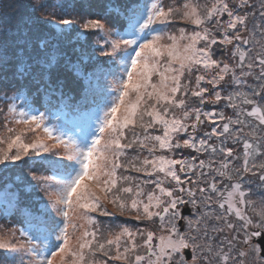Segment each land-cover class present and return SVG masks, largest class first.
<instances>
[{
	"label": "snow or ice",
	"instance_id": "snow-or-ice-1",
	"mask_svg": "<svg viewBox=\"0 0 264 264\" xmlns=\"http://www.w3.org/2000/svg\"><path fill=\"white\" fill-rule=\"evenodd\" d=\"M27 7L0 20V171L46 198L5 185L0 264H264V0ZM109 203L145 226L105 235Z\"/></svg>",
	"mask_w": 264,
	"mask_h": 264
},
{
	"label": "trees",
	"instance_id": "trees-1",
	"mask_svg": "<svg viewBox=\"0 0 264 264\" xmlns=\"http://www.w3.org/2000/svg\"><path fill=\"white\" fill-rule=\"evenodd\" d=\"M88 2L93 5L102 6L103 4L107 3V0H88ZM184 2L185 0H165L166 5H174L177 7ZM199 2L203 4L206 2V0H199ZM28 3L29 0H2V2H0V10H2V15H0V20L6 23H15L21 18V16H24L28 13L29 11L27 7ZM96 10L99 11L101 10V8L97 7ZM184 26H185L184 22L177 21V23L173 27L165 29V31L169 33L176 32L178 28ZM167 42H168L167 40L163 41V43H167ZM110 83L112 84V81ZM101 85L103 88H105V79L101 81ZM112 95L113 97H115L116 95L114 89L112 91ZM21 99L24 102L23 98ZM39 100L40 97L37 98V101ZM57 113L62 114L58 111ZM70 125H71V121H70ZM4 134H6V130L2 126H0V135H4ZM38 134L40 138H45L44 133L42 131H38ZM34 139H36V137L29 134L25 138V142L26 143L32 142ZM48 142L50 144L52 143L51 141ZM3 147H6V145L0 144V148ZM61 151L63 150L61 149ZM185 154H188L187 150L185 151ZM22 167H24L25 169L27 168L26 165ZM0 168H2V166H0ZM118 174L120 175L123 173L118 172ZM38 175L53 177L54 173L48 170H43L42 172H39ZM132 175L139 176L142 174L132 173ZM16 176H17V171L15 169H12L7 173L0 171V193H2L5 190V185H7V187L11 189V191L20 193L21 199L24 203H32L37 196H45L46 198V194L42 190L43 185H41L40 189H38L36 192H24L21 190L22 186L20 182L16 179ZM111 211L117 212V216L116 217H104L100 215L98 216L100 222L99 228L105 233V235L108 234L109 230L119 231V228L123 226L132 229L145 226L143 222H137L134 220L133 217L135 216V213H126L123 216H121L119 215L118 210L114 206L112 207ZM5 213H11L12 215L8 219H5L4 218ZM20 220L21 217L19 214V209L18 207L15 206V201H13L11 197L4 198L3 196H0V229L7 230L12 226L21 227L22 225L20 223Z\"/></svg>",
	"mask_w": 264,
	"mask_h": 264
},
{
	"label": "rangeland",
	"instance_id": "rangeland-1",
	"mask_svg": "<svg viewBox=\"0 0 264 264\" xmlns=\"http://www.w3.org/2000/svg\"><path fill=\"white\" fill-rule=\"evenodd\" d=\"M113 79H115V78L112 77V76H109V77H107V78L105 79V88L107 89L108 92H112V91H113V86H112V84L110 83L111 81H113ZM46 99H47L46 97L41 96V97H40V100L37 101V103H36L35 106L38 107V108H40L41 111H44V107H42L41 105H43V104L46 103ZM101 99H102V95H98V100H101ZM16 103H17L18 105H22L24 102L22 101V99H19ZM53 103H55V102L53 101ZM57 116H60V120H61V121H64V122L68 123V126H69V127L72 126V125H70V118L65 117L63 114H58L56 108H53L52 112L49 113V119L52 120V121H54V122H58V121H56V117H57ZM99 116L102 118V116H103V112H102V111L99 112ZM118 175H119V174H118ZM54 182H55L54 180H50V181H49V183H54ZM88 183H92V182H91V181H88ZM97 194H98V195H103V193H102L100 190H97ZM112 207H113V205H112L111 203H109V204H108V210L111 211ZM79 215H80V214L77 213L76 218H77L78 222H79V223H84L83 220H80V219H79ZM94 215L97 216V219H98V221H99V217H98L99 214H94ZM99 225H100V222H99V224L97 225V227H99ZM85 226H87V225H85ZM70 231H71V229H70ZM78 234H79V233H77V235H78ZM55 264H60V257H59V256L56 257Z\"/></svg>",
	"mask_w": 264,
	"mask_h": 264
}]
</instances>
